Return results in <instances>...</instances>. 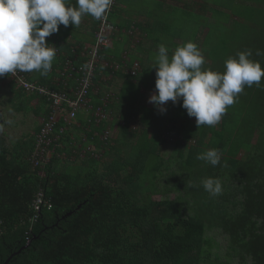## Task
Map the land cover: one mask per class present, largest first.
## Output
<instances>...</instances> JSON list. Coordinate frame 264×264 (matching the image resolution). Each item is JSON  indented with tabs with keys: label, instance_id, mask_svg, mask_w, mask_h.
Listing matches in <instances>:
<instances>
[{
	"label": "trees",
	"instance_id": "1",
	"mask_svg": "<svg viewBox=\"0 0 264 264\" xmlns=\"http://www.w3.org/2000/svg\"><path fill=\"white\" fill-rule=\"evenodd\" d=\"M177 1L159 2L163 9L150 13V27L143 29L157 50L163 44L171 57L192 41L186 35L190 27L195 38L204 35L192 41L203 52V68L223 72L229 57L248 50L264 67V0H212L213 7L209 0ZM186 18L194 20L181 26L179 20ZM102 65L98 68L113 70ZM131 74L126 79L136 78ZM139 97L123 100L128 107L115 118L136 137L135 151L121 156L110 139L101 141L98 148L105 152L88 151L86 172L60 171L56 151L44 166H35L36 135L11 143L0 136V264L9 258L8 264H219L222 246L209 233L213 228L228 241L224 264H264V78L259 86L244 88L221 125L199 129L182 99L169 101L161 112L154 104L139 105ZM94 103L96 108L104 101ZM65 125L62 119L56 125V150L69 143L60 132ZM99 127L102 131L104 123ZM165 129L181 135L169 158L156 153ZM193 139L196 143L186 146ZM209 149L220 151V165L197 158ZM153 155L160 161L151 174L144 168ZM163 168L172 171L159 189ZM208 177L221 180V194L204 190L202 180ZM150 182L147 193L141 185ZM41 190L51 207L39 213L34 202ZM161 190L164 197L153 199Z\"/></svg>",
	"mask_w": 264,
	"mask_h": 264
},
{
	"label": "clouds",
	"instance_id": "2",
	"mask_svg": "<svg viewBox=\"0 0 264 264\" xmlns=\"http://www.w3.org/2000/svg\"><path fill=\"white\" fill-rule=\"evenodd\" d=\"M112 3L113 0H75V4L72 0H0V76L32 71L47 76L57 54V48L47 38L57 33L61 25L79 26L87 15L101 20ZM260 54L258 50L257 55ZM251 56V50L238 52L225 61L224 71L218 72L202 67L205 57L192 41L178 46L171 57L168 48L161 44L155 56V91L149 103L166 112L167 102L178 103L182 99V107L189 117L195 118L198 129L214 126L245 87L259 86L264 78V67ZM41 126L42 122L40 129ZM197 158L217 166L221 153L209 149ZM202 185L211 196L222 193L219 178H205Z\"/></svg>",
	"mask_w": 264,
	"mask_h": 264
},
{
	"label": "crops",
	"instance_id": "3",
	"mask_svg": "<svg viewBox=\"0 0 264 264\" xmlns=\"http://www.w3.org/2000/svg\"><path fill=\"white\" fill-rule=\"evenodd\" d=\"M116 1L117 3L110 17L116 30L111 36V44L102 52V66H108L113 70L108 72L104 71L103 68H98L94 76V85L91 93V105L93 107H95L94 102L108 98L106 109L112 110V113L108 114V118L102 121L105 125L102 131L99 129V125L102 122L96 124L92 120L93 107L84 106L70 122L67 121L66 111L59 115L60 121L62 119L66 123L63 126L64 134L70 139V143L74 142L73 146H80L79 143H82L81 148L94 145L95 150L98 149L99 151L101 149L98 148V143L104 141L103 136L106 131L116 132L119 136L117 138H120L122 143L126 145L128 142L126 139L130 136V128L126 129L123 126V120L120 123H115V118L120 115L117 108L122 106L127 108L128 105L123 100H127L130 95L136 98L138 93L140 94L139 101L137 100L139 105L153 106V103L147 105L145 100L147 98V90L155 91L156 69L153 67L158 50L156 46L151 45L156 40H153L154 38L149 40V38L145 37L143 29L150 27L149 22L153 19L150 13H155L156 15L158 11L163 9L162 5L159 4L163 0ZM167 1L170 4L169 6L179 4L177 0ZM72 2L75 4V0H72ZM99 22L100 20L87 15L82 18L81 24L77 27L71 24L68 27L61 25L57 33L47 38V41L57 48L51 71L47 76H42L37 71L22 72L24 76L31 82L72 94L78 85V75L74 72V68H79L88 62L90 58L89 51L96 42V31ZM136 61L140 64L139 71L136 78L130 81L126 79V75L131 74L130 69ZM138 87H140V91ZM15 102H17L16 105ZM10 103H12L13 107L18 108L15 111L18 116L24 113L25 104L30 103L32 105L31 112L39 116L41 122L52 111L46 97L26 91L18 83L17 79L13 78L12 74H5L0 76V125L2 126H5L6 123V108L12 107ZM36 132L34 134H25L21 138L34 136ZM120 140L116 141L114 139L113 144L119 147L118 143H120ZM54 148L52 146V149ZM107 149L111 150L112 148L110 146ZM101 151L105 152V147ZM53 153H50V160Z\"/></svg>",
	"mask_w": 264,
	"mask_h": 264
},
{
	"label": "built area",
	"instance_id": "4",
	"mask_svg": "<svg viewBox=\"0 0 264 264\" xmlns=\"http://www.w3.org/2000/svg\"><path fill=\"white\" fill-rule=\"evenodd\" d=\"M117 1L113 0L110 9L106 12L104 17L100 20L98 29L96 31V42L89 51L90 58L88 62L79 68H74L77 76V87L70 94L63 90H55L38 83L29 81L22 72H16L12 74L13 78L17 79L18 83L26 91L44 96L47 98L52 111L50 114L42 119V126L40 132L37 134L34 153L31 157L32 162L35 166H44L50 160V153L52 146L57 138L60 136L55 135L56 125L60 121V116L65 111L67 112V121L70 122L77 116L78 111L84 106H90L92 102V89L94 85V76L99 67V62H102L103 50L111 44V36L116 30L115 25L110 20V14L114 10ZM140 64L138 61L135 62L134 66L130 69L133 75H136L139 70ZM104 103L94 108L93 121L96 124H100L102 121L107 119L106 105L108 98H103ZM105 106V107H104ZM67 122V123H68ZM60 132H64V128H60ZM110 131L104 133V140L110 139ZM51 207V204L44 197L43 191H39L37 198L34 202V207L37 212L45 207ZM38 215L35 216V218Z\"/></svg>",
	"mask_w": 264,
	"mask_h": 264
},
{
	"label": "rangeland",
	"instance_id": "5",
	"mask_svg": "<svg viewBox=\"0 0 264 264\" xmlns=\"http://www.w3.org/2000/svg\"><path fill=\"white\" fill-rule=\"evenodd\" d=\"M210 2H212V0H209V3ZM209 6L213 7V4L210 3ZM193 20L194 19L189 20L188 18H186V19H183L181 21L179 20V23L182 26V24L185 25V23H188V22L193 21ZM175 22H176V20H175ZM199 22H201V20H199ZM184 29H185V27H184ZM194 31L195 30H192L190 27H187L186 28V35H188L187 37H189L192 41H196V39H198V40L203 39L204 35H202V34L198 35V37L196 36L197 38H195V36H193ZM163 32H166V31L163 30ZM200 33H202V32H200ZM161 36H163V35L161 34ZM166 36H167V39L169 41L173 40L168 35H166ZM179 42L183 43V40H181V41L179 40ZM153 93H154V91L147 90V95H146L147 98L145 100V103H147V105L150 104L149 98ZM16 103L17 102H15V105H16ZM10 105L13 107L12 103H10ZM12 107H8L5 110L6 111V117H5L6 123H5V126H3V131L0 132L1 137H5L7 139V141H9L10 143L13 141H16L18 138H21L25 134H34L38 130V127H40V124H41V119L39 118V116H37L34 112H31L32 111V105L30 103L25 104V108L23 109L24 113L20 114L19 116L17 114H15V111L18 110V108H16V107L12 108ZM123 109H126V108H123V106L117 108V110L119 111L120 114H121ZM110 113H112V110H108V112H106L107 117H108V114H110ZM115 115H117V114L115 113ZM118 118H119V115H118ZM119 122H120V120H118L117 123H119ZM221 122H222V118L217 125H221ZM137 124L133 123L132 127L133 128L134 127H136V128L140 127L139 124L138 125ZM117 137H119V136L116 132H114V133L111 132V134H110V140L111 141L110 142H113L114 139L116 141L120 140V138H117ZM180 139H181V135H175V134H173V132L171 130H168V129L163 130L162 131V140L163 141L161 142L160 146L157 147L158 149L156 148V153L161 152L165 155V158H169L172 151L175 148V144H176L177 140H180ZM126 141H128L126 143V145L123 144L121 140H120V143H118V145H119L118 148L121 149V151H122L120 155L121 156L124 155L125 157L128 155V153L130 151H132V152L135 151L134 147L131 146V144L136 141V137H133V135H130L127 137ZM70 142L71 141L69 139V143H64V142L61 143L58 146L60 150H56L55 148L52 149L53 152L56 151V154L60 158V160L57 164L58 169L60 171L70 172L71 174H74V175H75V172H78V169H79V172H86L87 169H89V167H91L90 165L88 166V164H87L88 161H90L88 156L91 155L90 153H88V151H94L95 150L94 145H92L91 147L87 146L85 148H81L82 143H79L80 146H73L72 144H74V142L73 143H70ZM195 143H196V141L193 139V140L189 141V143H186V146L194 145ZM191 150L192 149L187 150L186 152L190 153ZM101 152L102 151H100V153ZM102 159L106 161V159H104V158H102ZM159 161L160 160L157 158L156 155L151 156L144 169H146L147 171L150 170V172L152 174L153 173L151 171L152 168H154L157 164H159ZM171 171H172V169L168 170V169L163 168L161 173H159V178H158L159 189H162L163 187H165L167 175H170ZM121 174L123 176V175H125V172H122ZM149 178H151V176ZM106 180L109 181L110 178L107 177ZM150 183H151V185H150ZM150 183H146L144 185H141L140 183L139 184L141 185V188H144L145 191L147 193H149V192H151V189H152L151 186L153 185L152 182H150ZM162 191L163 190H161L160 193L153 195V199L160 200L162 197H164V196H162L163 195ZM141 192L142 191L140 189V194H141ZM170 194H171L170 195L171 198H175V192H171ZM181 208H182V211L185 212L188 207L184 205ZM209 233L213 234L215 236V239L222 246V248L220 249V252L222 254V259L218 263L219 264H224L226 262L228 263L229 258H228V250H227V246H226L228 241L225 237L224 232L218 228H213Z\"/></svg>",
	"mask_w": 264,
	"mask_h": 264
},
{
	"label": "water",
	"instance_id": "6",
	"mask_svg": "<svg viewBox=\"0 0 264 264\" xmlns=\"http://www.w3.org/2000/svg\"><path fill=\"white\" fill-rule=\"evenodd\" d=\"M71 214V212L69 213V215ZM9 260H10V258L6 261V263L5 264H8V262H9Z\"/></svg>",
	"mask_w": 264,
	"mask_h": 264
}]
</instances>
